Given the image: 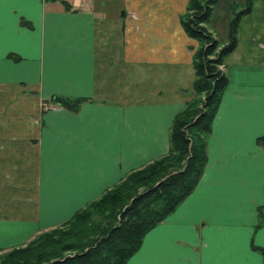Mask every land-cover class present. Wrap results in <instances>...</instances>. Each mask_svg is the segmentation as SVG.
<instances>
[{
  "label": "crops",
  "instance_id": "obj_1",
  "mask_svg": "<svg viewBox=\"0 0 264 264\" xmlns=\"http://www.w3.org/2000/svg\"><path fill=\"white\" fill-rule=\"evenodd\" d=\"M190 1L0 0V250L169 153L195 95ZM246 1L219 0L208 28L222 42ZM237 37L204 175L126 264H264V0ZM57 96L86 102L73 112Z\"/></svg>",
  "mask_w": 264,
  "mask_h": 264
},
{
  "label": "trees",
  "instance_id": "obj_2",
  "mask_svg": "<svg viewBox=\"0 0 264 264\" xmlns=\"http://www.w3.org/2000/svg\"><path fill=\"white\" fill-rule=\"evenodd\" d=\"M253 2L247 0L240 11L232 7L228 44L222 46L205 28L219 0L190 1L181 24L199 43L194 54L195 95L175 118L169 154L129 174L78 211L62 229L42 233L27 246L10 250L0 257V264H126L140 250L146 235L186 201L204 175L208 140L229 86L221 67L237 48L238 26ZM52 102L76 112L86 99L57 96ZM257 144L264 149V135ZM256 250L264 254L263 249Z\"/></svg>",
  "mask_w": 264,
  "mask_h": 264
},
{
  "label": "rangeland",
  "instance_id": "obj_3",
  "mask_svg": "<svg viewBox=\"0 0 264 264\" xmlns=\"http://www.w3.org/2000/svg\"><path fill=\"white\" fill-rule=\"evenodd\" d=\"M246 4H247V1H246V3L243 5V6H241V7H237V11H240V10H242V9H244V7L246 6ZM233 16H234V14H233ZM233 16H232V19H233ZM231 19V20H232ZM231 22V21H230ZM229 25H230V23H229ZM205 28L209 31V32H211L212 34H213V36H214V38H216L220 43H221V45L222 46H225V45H227L228 44V41L226 42V43H224V42H222L219 38H218V36L214 33V32H212L209 28H208V24L207 25H205ZM228 38H229V29H228ZM198 42V41H197ZM198 47H199V43H198ZM195 54V53H194ZM193 66H194V63H193ZM221 70L222 71H224V72H226V65L224 64L222 67H221ZM228 76V75H227ZM194 91V90H193ZM185 109V108H184ZM169 154V153H168ZM167 154V155H168ZM166 155V156H167ZM165 157V156H164ZM163 158V157H162ZM148 166V165H147ZM145 168V167H144ZM123 181V180H122ZM119 184V183H118ZM112 189V188H111ZM101 198V197H100ZM99 198V199H100ZM57 228H59V229H62V225L61 226H59V227H57ZM14 249V248H13ZM12 250V249H11ZM10 250H7V251H5V250H0V257H3L4 255H6L7 254V252H9ZM70 256H71V254H69Z\"/></svg>",
  "mask_w": 264,
  "mask_h": 264
},
{
  "label": "built area",
  "instance_id": "obj_4",
  "mask_svg": "<svg viewBox=\"0 0 264 264\" xmlns=\"http://www.w3.org/2000/svg\"><path fill=\"white\" fill-rule=\"evenodd\" d=\"M79 3H83L85 2L86 0H77Z\"/></svg>",
  "mask_w": 264,
  "mask_h": 264
}]
</instances>
